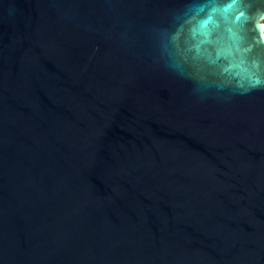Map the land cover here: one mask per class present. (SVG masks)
Returning <instances> with one entry per match:
<instances>
[{"label":"water","instance_id":"1","mask_svg":"<svg viewBox=\"0 0 264 264\" xmlns=\"http://www.w3.org/2000/svg\"><path fill=\"white\" fill-rule=\"evenodd\" d=\"M239 2L0 0V264H264V0Z\"/></svg>","mask_w":264,"mask_h":264},{"label":"clouds","instance_id":"2","mask_svg":"<svg viewBox=\"0 0 264 264\" xmlns=\"http://www.w3.org/2000/svg\"><path fill=\"white\" fill-rule=\"evenodd\" d=\"M223 7L240 9L242 16L246 15V13L243 10V6L240 4L239 0H229V3L226 5H223ZM259 15L261 16V18H264V13H260ZM199 23L203 30L205 42L213 43L211 39V28L209 27L212 21H209L206 24L205 21L202 20ZM242 71H247V70L242 69ZM261 87H264V76L258 75L255 72L248 71L247 86L245 87V92L251 91L252 89H255V88H261Z\"/></svg>","mask_w":264,"mask_h":264},{"label":"trees","instance_id":"3","mask_svg":"<svg viewBox=\"0 0 264 264\" xmlns=\"http://www.w3.org/2000/svg\"><path fill=\"white\" fill-rule=\"evenodd\" d=\"M262 23H263V25H264V20H263V22H262Z\"/></svg>","mask_w":264,"mask_h":264}]
</instances>
